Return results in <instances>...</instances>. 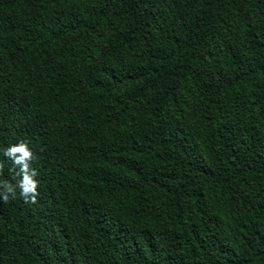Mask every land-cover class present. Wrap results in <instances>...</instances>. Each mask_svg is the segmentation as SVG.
Here are the masks:
<instances>
[{
    "label": "trees",
    "instance_id": "16d2710c",
    "mask_svg": "<svg viewBox=\"0 0 264 264\" xmlns=\"http://www.w3.org/2000/svg\"><path fill=\"white\" fill-rule=\"evenodd\" d=\"M0 163V264H264V0H0Z\"/></svg>",
    "mask_w": 264,
    "mask_h": 264
},
{
    "label": "clouds",
    "instance_id": "9594fccd",
    "mask_svg": "<svg viewBox=\"0 0 264 264\" xmlns=\"http://www.w3.org/2000/svg\"><path fill=\"white\" fill-rule=\"evenodd\" d=\"M4 155L12 160L15 167L19 168L18 175L21 179L18 181V186L21 189L20 196L24 199L25 203H36L39 195L38 181L35 179L37 175L34 169L30 168V163L34 159V154L26 142H19L18 144L9 146ZM3 170V164L0 163V172ZM0 188L3 189L2 195L4 202L9 201L11 196L16 198L15 186L7 181H0Z\"/></svg>",
    "mask_w": 264,
    "mask_h": 264
}]
</instances>
